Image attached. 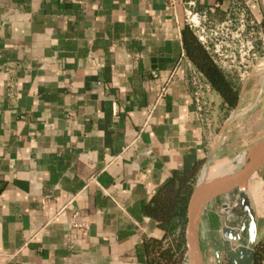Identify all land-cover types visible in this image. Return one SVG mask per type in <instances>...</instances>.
<instances>
[{
  "label": "crops",
  "instance_id": "0c3cea01",
  "mask_svg": "<svg viewBox=\"0 0 264 264\" xmlns=\"http://www.w3.org/2000/svg\"><path fill=\"white\" fill-rule=\"evenodd\" d=\"M187 1L0 0V264H147L143 242L164 232L144 209L162 184L198 164L195 184L220 178L264 140L235 150L254 105L242 91L220 126L200 120ZM193 1L264 25V0Z\"/></svg>",
  "mask_w": 264,
  "mask_h": 264
},
{
  "label": "rangeland",
  "instance_id": "374dc122",
  "mask_svg": "<svg viewBox=\"0 0 264 264\" xmlns=\"http://www.w3.org/2000/svg\"><path fill=\"white\" fill-rule=\"evenodd\" d=\"M254 23L252 32L255 34L256 60H247L242 65H237L238 70L222 69L225 73L233 76L239 87V94L241 90L245 94L246 102L243 107L251 106L254 103L246 115L233 122L234 128L231 131V136H233V142L237 143L235 150H242L264 139V49L262 46L264 26L257 21ZM246 31H248L247 28ZM242 37H244L243 39L247 38L244 35ZM212 94L214 91L211 93V99ZM243 94L241 98H243ZM232 110L223 111L222 115L218 116L212 109L211 126L214 123L220 126ZM233 162L227 163L229 168L226 171L236 169L234 166L236 163ZM244 196L254 213L256 232L260 236L257 240L258 243L264 235H261V231L264 229V167L251 177ZM235 204V197L230 198L223 205H219L214 211H209L204 216L199 230V245L205 257L203 264H235L232 254L237 253L236 263L238 264L240 261L245 244L244 239L240 237V230L242 227H246V222L243 219L242 210L238 214H240L243 225L238 221ZM207 219L209 224L205 222ZM180 264H188L186 254Z\"/></svg>",
  "mask_w": 264,
  "mask_h": 264
},
{
  "label": "trees",
  "instance_id": "16d2710c",
  "mask_svg": "<svg viewBox=\"0 0 264 264\" xmlns=\"http://www.w3.org/2000/svg\"><path fill=\"white\" fill-rule=\"evenodd\" d=\"M207 17L214 21L208 15ZM182 42L188 59L221 98L224 111L234 109L239 98V87L233 76L225 73L213 62L188 26L182 31ZM199 170L198 164L191 171L174 172L145 206L146 215L164 232L161 239L150 238L143 242L147 264H180L186 254L184 243L186 207ZM165 238L172 240L171 246L163 245ZM252 264H264V235L255 246Z\"/></svg>",
  "mask_w": 264,
  "mask_h": 264
},
{
  "label": "built area",
  "instance_id": "2783aa9c",
  "mask_svg": "<svg viewBox=\"0 0 264 264\" xmlns=\"http://www.w3.org/2000/svg\"><path fill=\"white\" fill-rule=\"evenodd\" d=\"M169 6L174 8V0H169ZM234 9L235 17L215 22L210 20L204 12L197 10L195 1L185 2L186 26L192 30L213 62L221 69L238 70L237 65H242L247 60H256L255 34L252 32L255 23L249 18L247 10L243 6L238 5ZM243 35L247 38L243 39ZM262 46L264 49V39ZM190 84L194 109L204 126L210 129L212 124L210 114L213 109L210 96L213 90L206 78L197 70L192 72ZM70 224L72 227L79 228L83 233L85 232L86 226L77 222L76 214L72 215Z\"/></svg>",
  "mask_w": 264,
  "mask_h": 264
},
{
  "label": "water",
  "instance_id": "95a60500",
  "mask_svg": "<svg viewBox=\"0 0 264 264\" xmlns=\"http://www.w3.org/2000/svg\"><path fill=\"white\" fill-rule=\"evenodd\" d=\"M234 116L235 111H233L228 121L234 118ZM251 151L255 152L254 155L235 170L232 169L224 176L213 181H200V183L195 184L187 203L184 226V243L188 264H203L199 245L200 225L206 213L214 211L219 205H223L230 198L235 197L236 199L235 207L238 221L241 225L243 223L238 213L245 204L248 205L252 216V227L257 235L254 213L244 196V191L251 177L264 166V140L255 144L244 153ZM244 230L242 227L243 232ZM257 240L251 242L247 257H244V255L240 257V264H252ZM237 254H232L235 264H237Z\"/></svg>",
  "mask_w": 264,
  "mask_h": 264
},
{
  "label": "bare ground",
  "instance_id": "6f19581e",
  "mask_svg": "<svg viewBox=\"0 0 264 264\" xmlns=\"http://www.w3.org/2000/svg\"><path fill=\"white\" fill-rule=\"evenodd\" d=\"M254 153L255 152H252V151L246 152L244 154H241L239 157H237L236 165H235L236 168L240 167L243 163L248 161L254 155ZM242 212H243V219L246 222V227L244 228L245 229L244 232L240 230V233H241L240 237L241 239H244L245 244H244L243 255L244 257H247V254L250 250L251 242L256 240V233L254 232L253 227H252L251 211L247 204H245V206L242 208ZM238 264H240V261H238Z\"/></svg>",
  "mask_w": 264,
  "mask_h": 264
}]
</instances>
